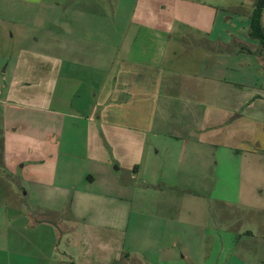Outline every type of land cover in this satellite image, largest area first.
<instances>
[{"label": "crops", "instance_id": "1", "mask_svg": "<svg viewBox=\"0 0 264 264\" xmlns=\"http://www.w3.org/2000/svg\"><path fill=\"white\" fill-rule=\"evenodd\" d=\"M255 2L0 0V264L191 260L198 226L172 217L188 203L158 186L148 137L181 140L178 160L199 170L202 120L260 130ZM249 142L264 151L259 131ZM132 212L148 224L130 229Z\"/></svg>", "mask_w": 264, "mask_h": 264}, {"label": "rangeland", "instance_id": "2", "mask_svg": "<svg viewBox=\"0 0 264 264\" xmlns=\"http://www.w3.org/2000/svg\"><path fill=\"white\" fill-rule=\"evenodd\" d=\"M227 117L220 115L216 120L201 121L199 170L194 168L192 161L178 160L181 140L148 137L151 144L160 147L157 177L165 180L158 186L168 192L164 194L171 195V202L178 204L183 200L184 204L188 203L182 214L178 213V207L172 210V217L177 220L182 215L184 225L198 226L189 232L187 253L191 260L186 258L184 264H219L224 257L263 264L264 151L254 149L249 140L256 137L258 131L264 135V123L261 122L257 131V122L251 125L245 122V118L232 120L233 117L224 120ZM166 145L174 151L161 148ZM179 170L184 171L183 175L180 174L182 176H178ZM183 179L188 182L196 179L201 185L181 189L179 185ZM130 217V229L149 221V218L138 217L133 212ZM200 234L201 247L197 238ZM177 249L181 257L184 251L180 247ZM147 252L150 255L149 248ZM137 256L133 254L126 264H140Z\"/></svg>", "mask_w": 264, "mask_h": 264}, {"label": "trees", "instance_id": "3", "mask_svg": "<svg viewBox=\"0 0 264 264\" xmlns=\"http://www.w3.org/2000/svg\"><path fill=\"white\" fill-rule=\"evenodd\" d=\"M264 8V0H256L254 9L251 13L250 36L257 39L264 49V28L261 23V16ZM125 256H129L126 254Z\"/></svg>", "mask_w": 264, "mask_h": 264}]
</instances>
